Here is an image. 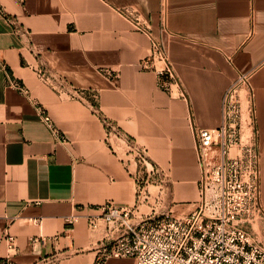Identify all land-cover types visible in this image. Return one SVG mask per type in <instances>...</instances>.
Instances as JSON below:
<instances>
[{"label":"crops","instance_id":"1","mask_svg":"<svg viewBox=\"0 0 264 264\" xmlns=\"http://www.w3.org/2000/svg\"><path fill=\"white\" fill-rule=\"evenodd\" d=\"M136 17L152 36L136 30ZM154 40L181 81L172 95L140 67ZM43 67L67 81L65 93L41 82ZM102 69L119 75L112 80ZM9 77L45 106L68 144L54 141ZM241 77L243 97L253 94L264 208V0H0V257L9 231L18 264H95L106 229H89L87 216L109 201L136 205L132 144L166 175L149 187L151 202L161 189L174 214L194 212L202 176L195 128L221 124L224 95ZM72 88L97 100L72 99ZM103 119L120 134L109 136ZM69 216L79 217L71 227ZM251 232L264 244V220Z\"/></svg>","mask_w":264,"mask_h":264},{"label":"built area","instance_id":"2","mask_svg":"<svg viewBox=\"0 0 264 264\" xmlns=\"http://www.w3.org/2000/svg\"><path fill=\"white\" fill-rule=\"evenodd\" d=\"M9 21L18 33L22 32L14 19ZM134 24L137 31L152 36L138 17ZM140 67L156 74L160 90L172 95L175 86L181 88L161 41H152L151 55L140 62ZM102 73L112 80L119 75L111 69H102ZM37 75L42 83L59 94L70 86L46 67L38 69ZM246 82L247 77H241L226 91L218 127L195 128L202 176L200 201L191 214L176 215L171 208H166L161 200V189L155 202H151L149 187L161 186L166 175L151 161L146 149L131 145L133 160L140 170L136 205L125 207L109 201L96 207L100 215L87 216L89 229H106L105 239L96 248L95 264L121 258L135 259L136 264H264V244L251 232L254 224L264 220V208L253 94L250 92L243 97L241 91ZM9 85L33 104L38 118L56 143H69L45 106L31 97L25 85L11 77ZM70 97L93 103L98 96L93 91L72 88ZM103 122L109 136L120 134L109 121L103 119ZM129 165L130 161L127 167ZM78 220V216H69L65 224L71 227ZM2 240L8 254L0 257V264H18L15 260L19 253L17 237L5 231Z\"/></svg>","mask_w":264,"mask_h":264}]
</instances>
